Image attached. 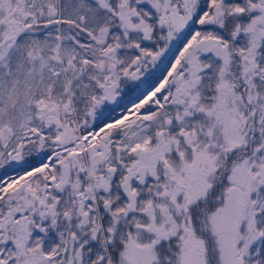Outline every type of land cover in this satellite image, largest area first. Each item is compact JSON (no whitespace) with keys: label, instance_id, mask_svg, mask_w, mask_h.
<instances>
[{"label":"snow or ice","instance_id":"obj_1","mask_svg":"<svg viewBox=\"0 0 264 264\" xmlns=\"http://www.w3.org/2000/svg\"><path fill=\"white\" fill-rule=\"evenodd\" d=\"M0 264H264V0H0Z\"/></svg>","mask_w":264,"mask_h":264}]
</instances>
